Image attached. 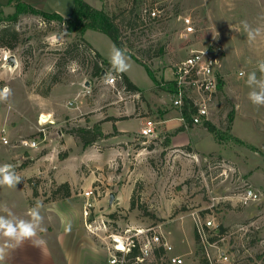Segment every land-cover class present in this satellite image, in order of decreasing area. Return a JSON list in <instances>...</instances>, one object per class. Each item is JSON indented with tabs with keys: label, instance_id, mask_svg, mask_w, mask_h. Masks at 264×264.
<instances>
[{
	"label": "rangeland",
	"instance_id": "1",
	"mask_svg": "<svg viewBox=\"0 0 264 264\" xmlns=\"http://www.w3.org/2000/svg\"><path fill=\"white\" fill-rule=\"evenodd\" d=\"M21 1L58 12L64 19L74 7L73 0ZM87 1L115 16L125 49L144 58L155 79L128 54L130 69L125 73L143 94L127 91L119 78L111 85L106 76L91 77L94 60L85 51L76 58L65 52L76 33L68 32L64 22L48 23L45 16L32 12L20 14L16 26L23 40L14 50L0 46V89L8 86L12 91L0 102V131L10 139L9 144L0 141V164H12L23 180L14 189L0 187V207L7 205L16 216L27 218L28 210L40 202L46 231L41 234L43 246L25 242L5 264H119L110 262L113 235H125L130 228H153L174 246L159 259L148 255L140 261L144 264H170L168 256L173 255H181L183 264H264V106L251 104L247 76H240L264 60V0ZM0 4L6 14L15 11L14 1ZM152 7L160 10L159 18L148 16ZM186 15L196 25L188 35L182 26ZM138 16L144 27L129 30V21L137 22ZM244 20L262 30L253 44L243 31ZM83 36L109 61L116 46L109 35L88 29ZM149 46L160 48L162 55L147 59L141 52ZM207 46L221 53L222 88L212 98L209 118L194 124L171 105L168 82L191 49ZM7 50L18 60L14 68L3 59ZM100 65L108 68L107 75L114 74L102 60ZM77 91L84 102L80 110H73L80 104ZM126 107L133 111L121 125L140 127L141 120L135 119L139 114L146 116L144 122L157 123L156 133L145 136L141 130H130L116 136L119 117L113 113L122 115L119 110ZM99 121L103 130L110 127V135L92 145L84 146L69 133L73 127ZM206 121L216 127V134ZM180 126L184 130L177 131ZM41 128L38 147L20 145L22 138L37 136ZM65 181L71 195L54 198L53 189ZM248 187L256 190L258 199L244 201ZM90 189L93 205L85 217L83 193ZM110 193L116 196L112 203ZM207 219L225 229L209 240L213 245L208 250L195 239V230ZM213 228L206 229L209 238L215 236ZM220 250L226 251L227 260L219 257Z\"/></svg>",
	"mask_w": 264,
	"mask_h": 264
},
{
	"label": "built area",
	"instance_id": "2",
	"mask_svg": "<svg viewBox=\"0 0 264 264\" xmlns=\"http://www.w3.org/2000/svg\"><path fill=\"white\" fill-rule=\"evenodd\" d=\"M150 18L156 19L160 17V10L157 7H152L147 10ZM47 22V20H45ZM183 33L185 35L192 34L196 31L195 20L191 15L182 17ZM12 54L10 51H5L3 59L7 61L8 56ZM222 64V56L218 49L211 47H202L197 49H191L187 57L180 60L173 70V76L170 79V83H173L174 90L171 93V105L181 109L185 101H189L193 104L195 111L190 116L191 123L198 124L204 122L209 118L211 110V101L219 89V75L218 70ZM241 73V72H240ZM117 76L111 75V82L114 84L117 80ZM168 82V83H169ZM8 87V86H4ZM3 87V88H4ZM76 99V98H75ZM70 106L74 105V101H69ZM43 117V115H42ZM183 119V117H181ZM184 120V119H183ZM42 123L46 122L41 118ZM157 123L152 119H147L141 128V133L145 136H149L156 133ZM42 131L39 130L37 136L25 137L20 140V145L26 148H36L40 144L42 139ZM44 134V133H43ZM0 141L4 144H9L10 139L4 129L0 131ZM93 190H86L83 195L85 198L84 216L87 217L89 209L92 207L90 201ZM259 195L253 187H248L244 193V201L258 199ZM211 227L216 228L215 221L207 219L204 226H198V236L200 242L203 244V248L208 250V245L212 246L211 240L208 236L206 229ZM215 228H213L215 230ZM213 230V231H214ZM214 233V232H213ZM114 253L111 254V263L125 264L126 254L129 253L134 247H138L140 255L136 257V261H143L148 255L155 252L159 248H163L165 252H171L173 245L165 240V237L153 228L146 231L141 229L130 228L126 230L125 235H113ZM120 245L122 246L120 248ZM111 251V249H110ZM209 258V254H207ZM219 257L222 260H227L228 255L226 251L220 250ZM170 264H183L184 258L181 255L168 256L167 260Z\"/></svg>",
	"mask_w": 264,
	"mask_h": 264
},
{
	"label": "trees",
	"instance_id": "3",
	"mask_svg": "<svg viewBox=\"0 0 264 264\" xmlns=\"http://www.w3.org/2000/svg\"><path fill=\"white\" fill-rule=\"evenodd\" d=\"M10 1L15 2V7H14L15 11H13L12 13L6 14L4 10L1 8V4H0V46L1 47L14 50L18 45V43H20L23 40L16 26L20 20V14L25 12L42 14L43 16H45L46 18L45 20H47L48 23H50V21L53 19L59 22H64L66 25L65 26L66 30L68 32L76 33V40H74V42L66 46L65 52L68 53L69 56H71L70 58H76L79 57L80 54L85 51L86 54L89 55L90 60H94L92 69L90 71L91 77L101 76L104 70L106 71V75H107L108 68L100 65V60H102L106 65L110 66L109 69L112 68L110 62L104 59L103 56L93 47V45L90 42H88L87 39L84 38L83 34L88 29L98 30L109 35L118 48L122 49L123 51H125L126 54L132 56L139 63L144 65L149 71L150 75L155 79V76L150 70L146 60L144 58H141L140 55L125 49L124 41L122 40L121 26L115 21V16L110 14L108 11L93 6L87 0H73L74 1L73 11L71 12V14L67 19H64V17L58 12L55 11L48 12L43 9H38L34 7L32 4L21 0H10ZM140 17L141 16H138L137 22L129 21L130 24L129 30L134 31L137 25L140 29L144 27L145 22H143L142 20L143 18L140 21ZM142 50L143 51L140 52L142 53V55L146 56L147 59H152L154 57H158L162 55V50L160 48H155L154 46H149L148 48H146V50L144 49ZM113 73L117 76V78H119L122 86L127 91H132V92L140 91L139 86H137L128 77V75L125 72L124 73L113 72ZM52 81L56 83L58 81V78L54 76V79H52ZM168 84H169L168 89L170 91H173L175 89L173 83L169 82ZM221 88H222V83L220 81L219 89L221 90ZM44 94L45 95L50 94V87L46 92H44ZM180 111L183 119L185 121H190V116L195 111V108L192 103H190L189 101H185ZM234 112L235 111L232 110L229 114L230 123H232L234 119ZM205 123L207 124L208 129L212 133L216 134L217 132L216 127L213 126L208 121H206ZM182 130H184V126H180L177 129V131H182ZM69 133L75 137H78L84 146L92 145L98 139L110 135L103 130L101 121L94 123L92 126L80 125L77 127H73L69 129ZM236 140L242 141L240 138H236ZM37 193H38L37 190H34V194L37 195ZM71 193H72L71 185L68 181L60 183L52 191V195L54 198L69 197ZM224 230L225 229L223 228V226L219 225L213 231L215 233V236L210 238L211 241L215 240L216 237H219L224 232ZM195 239L197 243H200L197 229L195 230ZM140 253L141 252L139 248L134 247L129 253L126 254V259L128 261L127 264H144L143 262L136 261V257L139 256ZM164 253L165 251L163 248H159L154 252L157 259L162 257Z\"/></svg>",
	"mask_w": 264,
	"mask_h": 264
},
{
	"label": "clouds",
	"instance_id": "4",
	"mask_svg": "<svg viewBox=\"0 0 264 264\" xmlns=\"http://www.w3.org/2000/svg\"><path fill=\"white\" fill-rule=\"evenodd\" d=\"M243 31L249 44L257 41L261 36V28H253L246 20L241 21ZM109 62L113 72L124 73L130 69L129 57L122 49L113 46L109 55ZM247 76L246 85L249 88L248 99L254 106H264V60H259L256 70L248 73L241 72L240 76ZM111 82V75L105 77ZM12 95L8 87L0 89V102H6ZM9 105V109H11ZM23 177L15 171L12 164H0V187L14 189L22 183ZM43 205L37 202L27 212V218L16 216L7 205L0 207V264H5L9 255L25 242L35 247L45 244L42 233L44 217L41 209ZM70 228V225H69Z\"/></svg>",
	"mask_w": 264,
	"mask_h": 264
},
{
	"label": "crops",
	"instance_id": "5",
	"mask_svg": "<svg viewBox=\"0 0 264 264\" xmlns=\"http://www.w3.org/2000/svg\"><path fill=\"white\" fill-rule=\"evenodd\" d=\"M30 3V2H29ZM37 7V6H36ZM85 34V33H84ZM85 38V37H84ZM86 39V38H85ZM88 41V40H87ZM89 42V41H88ZM130 78V77H129ZM133 81V80H132ZM134 82V81H133ZM135 83V82H134ZM136 84V83H135ZM112 85V84H111ZM137 85V84H136ZM138 86V85H137ZM140 88V87H139ZM53 89H54V87H53ZM135 93H142L141 92V88H140V91H138V92H135ZM143 94V93H142ZM76 96V97H75ZM75 98L77 99V98H79L80 99V104L79 105H77V106H72V109L73 110H80L81 109V107L83 106V104H81V103H83L84 102V99H83V94L80 92V91H77L76 93H75ZM120 111V113H124V114H117L118 112H114L113 113V115L114 116H116V117H119V119H117L116 120V122H115V126H116V128H117V130H118V132L120 133V134H118V135H116V136H119V135H127L128 133H129V131L130 130H135V131H137V132H139V130H141V128H142V126H143V124L145 123L144 122V119H146V116H143V115H139L138 114V116H136L135 117V119H139V120H141L140 122V127H137V128H135V129H132L130 126H128V124L127 125H121L122 124V122H124V121H126L127 119H129V118H123V117H127V116H129V113L131 112V111H133L130 107H126V108H124V110L122 109V110H119ZM131 114V113H130ZM49 117V116H48ZM120 117L121 118H123V119H120ZM95 121V120H94ZM166 121V120H165ZM105 125V124H104ZM114 125V124H113ZM91 126V125H90ZM105 127V126H104ZM107 127V126H106ZM105 127V129H104V131L107 133L108 132V129L110 128V127H107L106 128ZM111 127H113V126H111Z\"/></svg>",
	"mask_w": 264,
	"mask_h": 264
},
{
	"label": "water",
	"instance_id": "6",
	"mask_svg": "<svg viewBox=\"0 0 264 264\" xmlns=\"http://www.w3.org/2000/svg\"><path fill=\"white\" fill-rule=\"evenodd\" d=\"M18 63V60L16 58L15 55L11 54L10 56H8V59H7V65L9 64V66L11 68H14ZM106 75V71L104 70L101 74V77H104ZM86 85L88 86L89 85V81L87 80L86 81ZM48 116L46 115H43V118H47ZM115 194L114 193H110V203H112L115 199Z\"/></svg>",
	"mask_w": 264,
	"mask_h": 264
},
{
	"label": "bare ground",
	"instance_id": "7",
	"mask_svg": "<svg viewBox=\"0 0 264 264\" xmlns=\"http://www.w3.org/2000/svg\"><path fill=\"white\" fill-rule=\"evenodd\" d=\"M48 119V118H47ZM47 119H44V120H47ZM122 246L120 245V248H121Z\"/></svg>",
	"mask_w": 264,
	"mask_h": 264
}]
</instances>
